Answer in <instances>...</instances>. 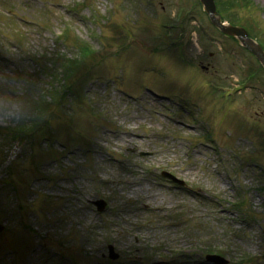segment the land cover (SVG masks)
Masks as SVG:
<instances>
[{
	"label": "rangeland",
	"instance_id": "1",
	"mask_svg": "<svg viewBox=\"0 0 264 264\" xmlns=\"http://www.w3.org/2000/svg\"><path fill=\"white\" fill-rule=\"evenodd\" d=\"M218 1L264 30V0ZM196 2L0 0V127L26 121L16 69L48 86L45 56L96 50L50 110L55 142L0 144V264H264V70Z\"/></svg>",
	"mask_w": 264,
	"mask_h": 264
},
{
	"label": "trees",
	"instance_id": "2",
	"mask_svg": "<svg viewBox=\"0 0 264 264\" xmlns=\"http://www.w3.org/2000/svg\"><path fill=\"white\" fill-rule=\"evenodd\" d=\"M223 4V3H222ZM242 5V4H241ZM239 5V7L241 6ZM223 12H228L232 9L231 6H221ZM230 21H233L230 17L231 15H226ZM234 22V21H233ZM63 37V38H62ZM70 36L67 30L63 31V34L58 38L59 40L68 39ZM77 47L79 53L75 54L74 58L64 59L62 65H58L57 68L61 70L64 74V77L69 79L70 77H76L77 72L81 69L83 63H85L90 57L94 56L96 53L91 47H85L83 45L75 43L74 46ZM46 61L44 62V66L52 71L53 66ZM43 66V65H41ZM19 75L20 73L17 72ZM54 76L55 73L50 74ZM22 77L25 78L24 74H21ZM53 78V77H52ZM24 94L23 95V105L30 107L31 109H25V117L27 121L25 123H19L13 127H0V137H8L14 140L26 141L30 138L38 139L41 136H46L47 133H51L52 130L48 126L50 120V110H54L56 104L62 105L58 96L60 93L57 91L55 87H52L54 92L48 90L47 94L37 95L35 94V90L38 87L36 82H33L32 78L28 76V78L22 82ZM58 98V101L57 98ZM28 98V99H27ZM32 115V119L30 120L29 116ZM11 170V169H10ZM10 184V183H9Z\"/></svg>",
	"mask_w": 264,
	"mask_h": 264
},
{
	"label": "water",
	"instance_id": "3",
	"mask_svg": "<svg viewBox=\"0 0 264 264\" xmlns=\"http://www.w3.org/2000/svg\"><path fill=\"white\" fill-rule=\"evenodd\" d=\"M201 1L204 4L205 9H206L207 13L209 14L212 22L218 28H220L224 33L229 34V35H233V36H236L237 38H239L241 43L245 47H247L250 51L255 53V55L260 59V61L264 65V50L262 49V47L254 39L249 37V34H248L247 30L245 28H243V27L233 26V25L224 23L222 21V19H221V16L217 12V6H216V3H215V0H201ZM164 174L174 178L172 175H170V174H168L166 172ZM174 179L178 180L176 178H174ZM97 204L99 205V208L101 210H103L105 208V206H106V202L104 200H99L97 202ZM111 252H112V256L113 257H117L118 256L117 254L113 253V247H111ZM221 259L222 258H220V262H222Z\"/></svg>",
	"mask_w": 264,
	"mask_h": 264
}]
</instances>
